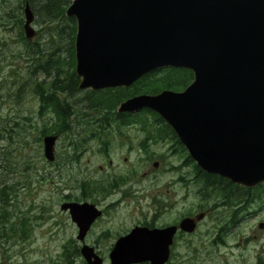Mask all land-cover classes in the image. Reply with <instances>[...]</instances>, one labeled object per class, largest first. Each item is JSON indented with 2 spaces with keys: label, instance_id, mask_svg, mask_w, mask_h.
I'll return each mask as SVG.
<instances>
[{
  "label": "water",
  "instance_id": "1",
  "mask_svg": "<svg viewBox=\"0 0 264 264\" xmlns=\"http://www.w3.org/2000/svg\"><path fill=\"white\" fill-rule=\"evenodd\" d=\"M22 14L23 35L30 39L35 32L27 4ZM64 16L75 22L78 90L125 88L161 68L190 71L191 82L181 91L132 96L116 112L155 113L206 174L247 189L264 182V0H71ZM54 141V135L41 140L49 163ZM60 210L80 234L97 214L87 204H62ZM178 228L191 232L194 222L184 218ZM137 230L163 234L161 248L125 257L115 249L112 264L142 258L163 264L174 227ZM80 256L85 264H100L88 249Z\"/></svg>",
  "mask_w": 264,
  "mask_h": 264
},
{
  "label": "rangeland",
  "instance_id": "2",
  "mask_svg": "<svg viewBox=\"0 0 264 264\" xmlns=\"http://www.w3.org/2000/svg\"><path fill=\"white\" fill-rule=\"evenodd\" d=\"M26 3L27 0H0V165L3 166L0 168V180H3V184L13 183L11 178L19 182L17 188L21 189L15 192L10 222H17V218L23 215L29 229L26 237L7 232L6 239H0V264H68L66 258L62 260L64 254L59 243L48 241V233L53 229L52 220L60 221L62 218L58 208L61 200L59 191L66 183L70 184L71 180L96 178L99 175L95 161L92 162L90 156L82 155L81 159L74 160L71 148L73 145L80 148L78 139L91 131L89 129L95 128L101 117H106L108 112L94 109L87 99L97 96L89 97L86 91L66 96L70 105L74 106L70 114L75 116L71 124L70 139H62L57 147L56 167L44 160L41 145L43 137L38 140V131L44 128L43 124L50 121L53 123L54 117L50 112L42 116L38 114V99L32 89L36 83L48 82L52 78L46 75V70H49L44 65L48 56L51 61L56 56L67 59L68 39L55 36L49 39L47 33L53 34V30H49L52 29V24L45 26L37 22V17L34 16L31 24L34 37L27 42L35 43L36 46L34 48L31 45V50H26V41L22 42L18 37L17 28L18 16L23 18L22 9ZM32 50L36 52L32 53ZM66 68L63 64L60 70L65 71ZM53 74L54 71L52 76ZM107 123L102 121L103 126ZM21 129L24 132L19 137L13 135L18 134ZM8 131L12 137L10 140L7 139ZM17 141L24 147L20 148ZM159 151H163V170L158 167L152 172L147 166L136 170L137 175L131 178L135 182L139 180L134 184L135 188H138L139 183L142 186L139 191L144 199L138 205H149L154 196H160L163 184V212L166 211L163 214L164 224L177 213L192 211L194 204L208 200L201 210H206L208 215L189 238L185 237L190 241V246H186L184 240L179 242L180 247L173 251L171 264H256V257L264 263V229L257 227L258 223H264V194L247 206V220L243 219L244 216L240 223L226 233L223 230L219 232L218 229L228 218V214L236 211L235 202L226 203L213 194L202 197L195 193L196 188L191 183L192 164L186 163L184 166L182 155L175 156L169 150L168 156L164 155L165 147ZM118 155L122 157L123 151ZM25 159L34 162L28 172L25 171L24 163H21ZM135 159L136 155L131 154L130 162L121 163L119 169L126 171L136 166ZM112 161L121 162L118 157H112ZM173 166L175 169L172 170ZM8 169H14L15 173H10ZM167 169L168 173H165ZM147 170L153 177H147ZM25 181L29 183L28 186ZM131 211V207L124 206L122 214L116 217L126 216ZM17 231L21 232L20 229ZM216 231L226 246L219 243L209 246ZM60 232L64 233V229ZM70 256L71 264H85L79 254L76 256L71 252ZM99 256L104 258L105 252H100Z\"/></svg>",
  "mask_w": 264,
  "mask_h": 264
},
{
  "label": "flooded vegetation",
  "instance_id": "3",
  "mask_svg": "<svg viewBox=\"0 0 264 264\" xmlns=\"http://www.w3.org/2000/svg\"><path fill=\"white\" fill-rule=\"evenodd\" d=\"M32 38L26 39L24 37L26 50L28 51L31 50L29 49L31 45H34V48L36 46L35 43H28ZM35 52V50H32V53ZM82 91L90 92V90ZM68 112L67 120L72 124L75 116L70 114V110ZM135 113H118L122 114V116L108 115L101 117V124L102 121H105V123L108 122L107 125L102 126L100 124L97 131H89L84 137H80L78 139L80 150L72 152L74 160H79L84 155L90 156L92 162L95 161L99 175L96 178L86 177L71 180L70 184L66 183L59 191L61 197L58 206L59 211H61L60 206L62 204L72 203L87 204L97 212L94 217L92 212H90L93 218H90L91 220L82 234L79 233L76 222L72 221L67 211L60 212V216H62L60 221L52 220L53 229L48 233V241L59 243L61 251L63 253L68 252L67 256L64 254L62 258V260L66 258L68 264H71V252L80 255V251L84 249L93 252L98 257L100 264H112L109 256L112 251L116 250H119V257L127 256L124 253L127 251L159 250L161 248L159 242H163V234L152 233L144 234L145 236H143L137 229L162 231L164 228L174 227L175 230L168 246L167 259L163 263L171 264L173 251L180 247L179 242L184 240L185 245L190 246V241L185 239V237L189 238L208 215L206 210L201 211L202 206L208 200H201L193 205L192 211L179 212L163 224V214L166 212H163V209H165L163 205V184L160 187V196H154L149 205H138L144 199V196L139 191L142 186L139 183L138 188H135L134 184L139 180L135 182L131 178L137 175L136 170L147 166L152 172H155L158 167L163 170V151H159L161 148L165 147L164 155L166 156H168V150L170 154H175V156L182 155L184 159L183 165L186 166V163L192 164V170L195 164L187 157L184 147L177 140L174 133L171 131L172 133L169 132L168 134L160 117L157 116L162 123L155 117L136 116ZM110 122L113 124H109ZM66 134H68L67 137H65ZM70 134V132L60 135L53 134L55 141L53 145V161L49 163L50 166L56 167V160H58L56 149H58L57 147L62 139H70ZM120 151H123L122 157L118 155ZM131 154L136 155L135 163L137 165L126 171H121L119 169L120 164L130 162L129 156ZM112 157H118L121 162L113 163ZM173 169H175L174 166L172 167ZM167 171L168 169L165 170V173H168ZM169 173H172V171ZM143 174L146 175V173ZM150 176L152 174L147 170V177ZM186 180L189 181V179ZM197 180L199 181L193 172L191 183H194L195 193L200 194L202 197L210 196L214 193L213 187L206 185L204 182H197ZM256 198L259 199L260 197H250L249 200L244 202H235L236 211L227 213L228 218L221 223L223 225L218 229L219 232L223 230L226 233L230 228L240 223L244 216L243 219L247 220L249 218L246 212L247 206ZM124 206L131 207L133 211L126 216L116 217L122 214L121 210L124 209ZM198 216L200 218L196 220ZM83 217L87 218L88 215ZM184 218H189L194 222V228L191 232H185L178 228L179 222ZM257 227L264 229V223H258ZM62 229H64V233L60 232ZM20 231V233L18 231L15 233L24 237L29 234L28 228L20 229ZM126 237L129 238L124 240ZM214 243L226 246L217 231L209 246L215 245ZM100 252H105L104 258L99 256ZM126 264H150V261L142 258L139 261ZM256 264L264 263L259 257H256Z\"/></svg>",
  "mask_w": 264,
  "mask_h": 264
},
{
  "label": "trees",
  "instance_id": "4",
  "mask_svg": "<svg viewBox=\"0 0 264 264\" xmlns=\"http://www.w3.org/2000/svg\"><path fill=\"white\" fill-rule=\"evenodd\" d=\"M20 1L22 2L23 0ZM70 1L71 0H27L33 19L34 16H36L37 19L35 18V20L45 26L52 24V29L49 28V30H53V34L47 33L49 34V39H51L52 36L57 38L65 37L68 39L66 44L68 47L67 59L63 60L56 56L54 61H51L48 56L44 61V65L49 70L48 72L46 70V75L51 76L52 78L48 82L42 81L36 83L34 89H32L38 99V114L42 116L46 112H50L55 118L53 123L50 121L43 124L44 128L38 131V140L46 135H60L63 133H69L71 130V124L67 120V117L69 116L68 110L73 109L74 106L70 105V101L66 99V96H72L79 93V91L76 89L78 79L73 72V38L75 33V22L72 18H66L64 16V10L69 5ZM22 23L23 18L21 19L18 16V37L22 42H25L22 32ZM63 64L67 67L65 71L60 70ZM52 71H54L53 76ZM191 79L192 75L190 71L177 68H161L143 75L126 88L105 89L96 92L86 91L89 97L97 96V98L91 99L93 101L90 99H87V101H90L94 109L98 108L107 111V116H122V114L116 113L115 109L123 100L141 94L154 95L162 90L181 91L191 82ZM135 115L152 116L162 123L155 113L147 109H142L136 112ZM100 124L101 119L95 128L89 130H97ZM101 125L103 126V124ZM163 126L168 134L169 132L172 133L171 129L165 123H163ZM18 132V134L14 133L13 135L19 137L24 131L21 129ZM6 133L8 134L7 139L10 140L12 138L11 133L9 131ZM67 136L68 134L65 135V137ZM17 142L20 144V148L24 147L20 141ZM24 145H26L25 142ZM77 148L79 149L78 145H73L71 148L72 152L76 151ZM21 163H24L25 171L34 166V162L32 163L29 159H25ZM7 164H10V162ZM0 168H3V166L0 165ZM9 172L14 174L15 170L11 169ZM193 172L198 177L199 182H204L206 185L213 187L214 196L218 198L220 197L222 200H225L226 203L233 201L244 202L249 200L250 197L263 196L264 194V182L252 189H246L231 184L217 176L199 171L196 166H194ZM1 174L2 172H0V176ZM11 179H13V183L3 184V180H0V239H6L7 232L15 235L17 229H25L28 226L26 224V218L23 215L17 218V222H10V213L12 212L11 208L15 198V192L21 189L17 188L19 182H16L17 180L15 178ZM25 184L27 186L29 185L27 181H25ZM63 254L67 256L68 252ZM75 254L76 256L78 255L77 253Z\"/></svg>",
  "mask_w": 264,
  "mask_h": 264
},
{
  "label": "bare ground",
  "instance_id": "5",
  "mask_svg": "<svg viewBox=\"0 0 264 264\" xmlns=\"http://www.w3.org/2000/svg\"><path fill=\"white\" fill-rule=\"evenodd\" d=\"M28 5V3H26ZM33 21V20H32ZM23 24V23H22ZM115 89V88H114ZM79 91V90H78ZM80 92V91H79ZM138 112V111H137ZM47 162V161H46ZM49 163V162H48Z\"/></svg>",
  "mask_w": 264,
  "mask_h": 264
}]
</instances>
